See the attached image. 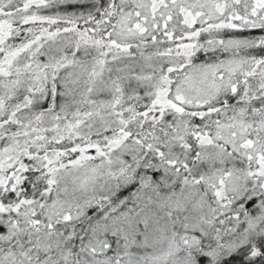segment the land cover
I'll use <instances>...</instances> for the list:
<instances>
[{
  "label": "snow or ice",
  "instance_id": "obj_1",
  "mask_svg": "<svg viewBox=\"0 0 264 264\" xmlns=\"http://www.w3.org/2000/svg\"><path fill=\"white\" fill-rule=\"evenodd\" d=\"M0 264H264V0H0Z\"/></svg>",
  "mask_w": 264,
  "mask_h": 264
}]
</instances>
